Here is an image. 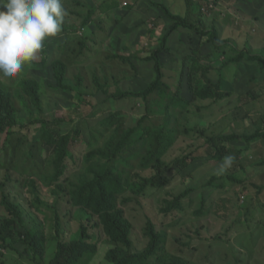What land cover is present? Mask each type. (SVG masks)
Returning <instances> with one entry per match:
<instances>
[{"label":"rangeland","instance_id":"374dc122","mask_svg":"<svg viewBox=\"0 0 264 264\" xmlns=\"http://www.w3.org/2000/svg\"><path fill=\"white\" fill-rule=\"evenodd\" d=\"M107 1H63L67 16L60 34L65 28L72 30V34L78 35L86 31L83 43L60 42V47L53 49L59 54L60 60L67 65L65 84L69 89L61 90L58 84L50 86L45 82L42 89L45 109L43 114L31 104L29 107L32 113H28L16 98L20 110L19 125L9 134L3 133L0 136V183L8 184L5 189L11 193L13 201L16 204L22 203L27 213L33 212L34 222L37 220L42 223L41 230L48 235L56 232L55 207L59 209L62 241L78 239L80 235L78 229L81 225L84 226L92 237L91 242L98 244L97 254L93 257L89 255L85 257L84 260L88 264H110L105 259V254L109 249L114 248V245L103 241L104 233L98 225V219L77 213L73 209V204L68 203L67 197L56 204L54 202L56 197L49 194L44 185L39 184L43 191L34 192L33 195L29 193L30 188L26 185L30 178L40 176L48 170V160L56 158L60 149L69 154L64 160L66 171L62 181H72V176L82 165L85 156L97 148H102L109 138L111 128L105 126L108 122L120 121L126 127H135L138 126L137 121H140L143 129L147 127L174 129L172 134L176 138V143L167 150L163 158L168 162L184 156L186 150H183L193 141L198 151L205 153L213 147L219 136L252 134L259 131L258 123L264 124V104L255 105L249 92L239 95V98L245 106L246 117L250 115L252 118L236 117L237 94L230 86L233 79L242 78V81H245L244 68L247 77L245 87H250L252 84L264 86V69L260 68L257 61L243 58V69L240 70L235 63L230 62L239 49L252 53L264 44V2L260 3L263 0H228L229 4L224 2L225 7L222 8V5L217 9L212 2L205 0L199 5L200 8L192 0H161V4L169 8L174 15L188 16L191 20L201 19L209 28H212L211 25H216L219 29L220 42L216 44L210 34H203L197 29L177 26L158 52L163 72L160 74L162 75L160 82L163 86L148 99L134 96L133 93H139L148 83L156 80V73L152 74V63L141 60L146 59L145 56L153 47L154 50L160 48L159 38L166 29L167 20L163 16H158L160 10L152 6V1L156 0H128L129 3L133 2V9L129 15L127 14L126 20L118 22L102 14L103 9H106ZM259 3L261 7L257 9ZM89 7L94 9L87 17ZM196 8L203 13V19ZM217 11H221L220 14H217ZM117 12H127V10L120 7ZM248 14L252 15L251 19ZM135 19H138L143 29L139 24L136 26L132 22ZM170 32L169 30L168 33ZM50 39L45 41L39 58L32 63L41 61L43 51ZM228 39L234 40L235 43ZM82 49V52L77 53ZM116 55L120 57H115ZM194 66H200L196 76L185 78L184 75L189 74L190 68ZM26 67L14 80L0 77V87L7 90L15 88L22 79ZM146 75L151 76L142 80ZM252 75L255 76L254 80H250ZM190 79L194 84V91L200 80H211L219 86L221 92L226 94V98L202 101L194 96L191 97L186 90V83ZM98 84L104 89L99 88ZM119 92L124 95L132 94L114 98L113 95ZM171 97L173 102H178V105L167 108L166 105ZM175 98L178 101H174ZM184 104L186 108L182 109ZM38 116L46 121L49 119L50 122H56L49 125L51 130L57 131L60 135L55 145L49 146L38 142L40 136L37 130L41 126V123L35 121ZM245 136L237 139L243 141L244 149L248 150L246 154H241L240 158H243L244 164L259 161L264 157L263 136L250 145L244 140ZM190 161L188 159L190 163L188 167L178 169L180 171L176 172L168 187L147 188L139 196L126 193L119 198V208L125 210V215L134 225L133 250L140 251L147 246L148 238L141 231L148 220H151L163 237L166 252L173 256H182L186 264H194L188 254L194 259L195 252H199L200 256H207V251L202 248L212 252L208 264H238V242L251 240L253 249L257 250L261 238V246L264 247L262 226L264 225V191L263 193L258 191V185L264 183V176L245 179L239 174L240 172H237L232 180L222 179L220 177L222 175L216 174L221 163L196 160L193 163L195 164L193 170ZM129 163L134 165L137 161L132 160ZM106 167L105 165L104 169ZM232 168L231 173L235 171L237 164ZM254 172L255 170L251 172L252 177ZM150 174V172H142L143 176ZM213 176H216L214 180H212ZM205 183H208L211 189H217L206 198L207 208L234 213L232 217H236V222L231 231L217 232L220 227L211 231H201L200 220L192 215L193 209L196 208L194 203L186 205L181 212L177 210L169 214L162 212L166 205L165 201L173 199V194L177 196L186 190L194 191L191 187ZM241 195L246 197L241 200ZM1 201L0 192V215H4L6 210ZM30 202L34 204L35 210L31 208ZM239 211L240 214H237ZM245 214L250 215V219L244 218ZM243 226H247L251 234L239 233L236 239H232V235H236L237 230ZM1 254L0 252V262L4 261L6 264H37L31 259L21 258L14 250H4L3 255ZM158 264H167V262L162 261Z\"/></svg>","mask_w":264,"mask_h":264},{"label":"trees","instance_id":"16d2710c","mask_svg":"<svg viewBox=\"0 0 264 264\" xmlns=\"http://www.w3.org/2000/svg\"><path fill=\"white\" fill-rule=\"evenodd\" d=\"M202 1L192 0L198 8H200L199 5ZM205 1L212 2L215 9L222 5V8H224V2L229 4L228 0ZM263 2L264 0L260 3ZM260 3L257 5V9L261 7ZM152 6L160 10L157 15L163 16L167 20V25L159 38L160 48L154 50L155 47H153L152 51L145 56L146 59L141 60L152 63V74L153 72L156 73V80L154 79L151 83H148L139 93H133L134 96H140L144 99H148L151 94L163 86V83L160 82L162 78L160 74H163V72L158 59V52L177 26L197 29L203 34H210L216 44L220 42L219 29L216 25H211L210 27L212 28H209L204 24L206 22L201 19L191 20L188 16L174 15L169 8L161 4V0L152 1ZM120 7L125 8L127 12H117ZM81 8L83 10L84 6L82 5ZM93 9V7L88 8L87 17L93 12ZM132 9L133 2L129 3L128 0H123L122 3L121 0H108L106 9H103L102 14L119 22L126 20ZM196 11L203 19L204 15L200 13V9L196 8ZM220 12L217 11L216 13L220 14ZM132 22L136 26L139 24L138 19L132 20ZM139 27L143 29L140 24ZM169 30L171 31L170 33H168ZM71 31L65 28L62 34L48 41L41 61L31 63L26 67L22 79L15 88L7 90L0 87V136L3 133L9 134L11 130H14L19 125L20 110L16 104V98L20 100L24 110H27L28 113H32L29 107V104H31L39 113L43 114L45 109L43 107L42 89H44L45 82H48L50 86L58 84L61 90L69 89V86L65 84L67 65L60 60L59 54L53 49L60 47V42L70 41L80 44L84 42L86 31L84 34L80 33V35L77 33L72 34ZM228 41L235 43L231 39H228ZM260 46L257 51L252 53L245 49H239L238 53L230 59V62L235 63L240 70L243 69V58H246L257 61L260 68L264 69V44ZM82 51L83 49L77 51V53ZM115 57H120V55ZM152 61H155V63L153 64ZM199 68L200 66L191 67L190 73L184 75V77H195ZM244 71L245 68L243 76L246 81L247 77ZM151 75H146L142 80L148 79ZM254 79L255 76L252 75L250 80ZM245 81H242V78H238L233 79L232 83L235 87L243 88L245 87ZM186 85V90L191 97L194 96L202 101L208 99L217 101L226 98V94L221 92L219 86L211 80H200L196 85V91L193 89L194 84L191 79ZM99 88L104 89L102 85H99ZM248 90H252V87H248ZM125 95L119 92L113 96L114 98H120ZM171 98L166 105L167 108L178 105V102H173V97ZM174 101L178 100L175 98ZM185 108L186 104L182 106V109ZM35 121L41 123L37 130L38 136H40L38 142L49 146L55 145L58 140L57 137L60 135L57 131L51 130L49 125L56 122H50L49 119L46 121L40 116ZM137 123L138 126L135 127H126L120 121L106 123L105 126L111 128L109 138L102 148H97L85 156L82 165L72 176V181H62L66 171L64 160L69 154L67 151L60 149L56 158L48 160V170L40 176L30 178L26 185L30 188L29 193L31 195L35 194L34 192L41 193L43 190L39 187V184L44 185L47 192L56 197L54 201L56 204L64 197H67L68 203L71 202L73 204V209L77 213L84 214V217L88 215L92 218L96 217L98 225H100L104 233L103 241L114 245V248L109 249L105 254V259L110 264H158L162 261H166L167 264H186L182 258L166 252L161 239L163 237L151 220H148L141 231L148 238L147 246L140 251H134L132 242L134 225L125 215V210L119 208V198L126 193L139 196L147 188L164 189L168 187L172 183V178L176 172L190 165L188 159L191 160L192 164L196 160H209L210 162L221 163L226 156L230 155L234 157L233 164L231 168L220 176L222 179L232 180L233 175L237 172H240L239 174L243 178H249L252 177L251 172L253 170L255 172L252 178L264 176V157L259 159V161L253 162L252 168H247L240 155L246 154L248 150L244 149L243 141L237 140L242 139L246 135L244 140L250 145L261 139L259 137L263 136L264 138V124L258 123L257 130L259 131L252 134L219 136L216 143L212 145L213 147H210L206 152L204 151L205 153L198 151L197 145L193 141L183 150H186L184 156L168 162L163 160V158L166 156L167 150L176 143V138L172 134L174 129L168 130L163 127H147L143 129L140 121H137ZM74 139L76 140V136ZM139 148L142 150L140 154L138 153ZM132 160H136L137 164L131 165L129 162ZM236 164L237 168H234L235 171L231 173L232 167ZM105 165L107 166L106 169H104ZM194 165L193 170H195ZM256 166L257 168L254 169ZM142 172H150L151 174L143 176ZM215 178L216 176H213L212 180ZM7 186L6 182L0 184L2 206L6 210V214L0 215V250H14L21 258L31 259L37 264H47L48 261L49 264H88L84 260L85 257L87 255L93 257L97 254L98 244L91 242V235L87 233L86 228L82 225L78 229L80 234L78 239H71L67 242L61 240L62 224L57 207H55V234L48 235L41 230L43 224L37 220L34 222L33 212L27 213L22 203L16 204L13 201L11 193L5 189ZM191 188L194 191L186 190L177 196L173 194V199L165 201L166 205L163 207L162 212L164 214L172 213L175 210L181 212L186 205L194 203L196 208L193 209L192 215L200 220L201 231H211L217 229L216 227H220L217 232L221 230L231 231L236 222V217H232L234 213L211 210V207L207 208L205 205L206 198L215 189H211L208 183ZM258 191L263 193L264 183L258 185ZM30 204L31 208L35 210L34 204L32 202ZM237 214H240V211ZM246 217L250 219V215L245 214L244 218ZM243 228L244 226L239 228L235 233L236 235H232V239H236L239 233L243 234Z\"/></svg>","mask_w":264,"mask_h":264},{"label":"clouds","instance_id":"9594fccd","mask_svg":"<svg viewBox=\"0 0 264 264\" xmlns=\"http://www.w3.org/2000/svg\"><path fill=\"white\" fill-rule=\"evenodd\" d=\"M63 1L66 0H0V77L16 79L27 65L39 58L45 41L62 32L67 16ZM138 153H142L140 148ZM233 160V156H226L216 174H224ZM244 197L241 195L240 199ZM162 243L165 246L163 239ZM3 251L0 250L1 255Z\"/></svg>","mask_w":264,"mask_h":264},{"label":"crops","instance_id":"0c3cea01","mask_svg":"<svg viewBox=\"0 0 264 264\" xmlns=\"http://www.w3.org/2000/svg\"><path fill=\"white\" fill-rule=\"evenodd\" d=\"M249 17H251V14H248ZM264 23V22H263ZM262 23V24H263ZM260 24V25H262ZM264 82V81H263ZM230 86H232L234 93L237 94V97L235 98V107L237 109L236 117L239 119H251L252 117L250 115H245L244 113V105L243 102L240 101L239 95L249 92L251 97L254 99V104L257 106H261L264 104V86L260 87L259 85L252 84V90H248V87L238 88L235 87L231 81ZM246 166H250L251 168L253 165H248L245 163ZM257 166L254 168L256 169ZM256 178V177H255ZM264 227V225H262ZM243 234H251V230L247 228V226H244L243 228ZM264 232V231H263ZM238 247V264H264V247L261 246V238H259L258 241V247L257 250H254L252 247V241L251 240H244L241 243H237ZM204 251H207V256H200L199 252H195L193 255L195 259L188 254L192 258V263L194 264H208V260L212 254L211 250L203 249ZM8 260V259H7ZM6 264V263H2Z\"/></svg>","mask_w":264,"mask_h":264}]
</instances>
